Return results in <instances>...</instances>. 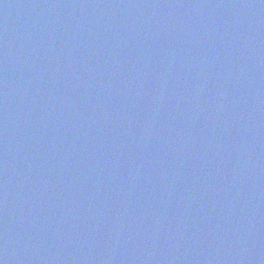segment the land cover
<instances>
[{
    "label": "water",
    "instance_id": "water-1",
    "mask_svg": "<svg viewBox=\"0 0 264 264\" xmlns=\"http://www.w3.org/2000/svg\"><path fill=\"white\" fill-rule=\"evenodd\" d=\"M0 264H264V0H0Z\"/></svg>",
    "mask_w": 264,
    "mask_h": 264
}]
</instances>
